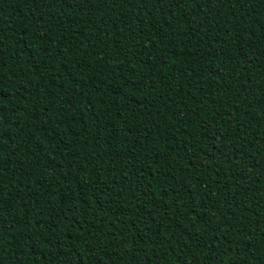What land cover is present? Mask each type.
Masks as SVG:
<instances>
[{
	"label": "trees",
	"instance_id": "trees-1",
	"mask_svg": "<svg viewBox=\"0 0 264 264\" xmlns=\"http://www.w3.org/2000/svg\"><path fill=\"white\" fill-rule=\"evenodd\" d=\"M0 264H264V0H0Z\"/></svg>",
	"mask_w": 264,
	"mask_h": 264
}]
</instances>
